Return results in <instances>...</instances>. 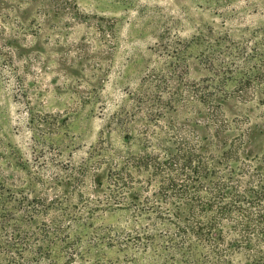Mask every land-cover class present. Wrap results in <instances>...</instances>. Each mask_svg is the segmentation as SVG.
Wrapping results in <instances>:
<instances>
[{
    "label": "rangeland",
    "instance_id": "obj_1",
    "mask_svg": "<svg viewBox=\"0 0 264 264\" xmlns=\"http://www.w3.org/2000/svg\"><path fill=\"white\" fill-rule=\"evenodd\" d=\"M215 110L264 154V0H0V252L22 260L28 240L35 264H184L145 173L137 199L106 181L149 148V121L198 137ZM228 237L227 264H264V233Z\"/></svg>",
    "mask_w": 264,
    "mask_h": 264
},
{
    "label": "trees",
    "instance_id": "obj_2",
    "mask_svg": "<svg viewBox=\"0 0 264 264\" xmlns=\"http://www.w3.org/2000/svg\"><path fill=\"white\" fill-rule=\"evenodd\" d=\"M204 126L205 130L198 137H191V133L173 137L163 132L151 135L149 121V148L129 158L121 168L114 165L106 182L110 187L123 189L127 198L137 199L141 194L132 186L134 172L145 173L152 188L149 215L157 221L169 222L175 231L169 234L167 246L186 251L183 252L184 264H197L187 257L200 249L207 250L210 264H227L231 261L225 258L226 252L237 247L222 246L229 235L250 231L264 233V222L255 218L250 206L258 200L260 212L264 213V154L257 156L246 150L245 145L254 136L252 130L243 134L240 144L229 139L225 121L216 110L212 119H205ZM237 210L242 214L240 218L234 217ZM230 214L229 219L226 215ZM227 221L235 225L230 226ZM252 241L253 236L248 242ZM26 244L28 246L18 253L22 260L9 249L0 252V264H35L38 258L46 257L41 246H29L28 240ZM30 249L35 256L33 260L25 256ZM5 257H9L8 260Z\"/></svg>",
    "mask_w": 264,
    "mask_h": 264
}]
</instances>
